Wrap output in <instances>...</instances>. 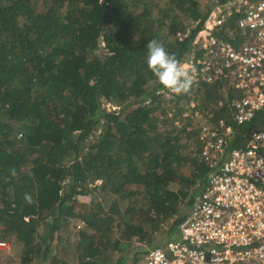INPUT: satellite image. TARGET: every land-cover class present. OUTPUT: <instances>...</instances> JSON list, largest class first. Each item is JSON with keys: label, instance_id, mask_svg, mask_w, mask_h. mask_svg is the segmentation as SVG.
Wrapping results in <instances>:
<instances>
[{"label": "trees", "instance_id": "16d2710c", "mask_svg": "<svg viewBox=\"0 0 264 264\" xmlns=\"http://www.w3.org/2000/svg\"><path fill=\"white\" fill-rule=\"evenodd\" d=\"M213 5L0 0V240L22 250L0 264H125L115 250L179 226L215 170L192 101L232 123L230 148L262 119L231 118L228 77L176 95L147 67L153 38L183 61Z\"/></svg>", "mask_w": 264, "mask_h": 264}, {"label": "built area", "instance_id": "2783aa9c", "mask_svg": "<svg viewBox=\"0 0 264 264\" xmlns=\"http://www.w3.org/2000/svg\"><path fill=\"white\" fill-rule=\"evenodd\" d=\"M213 1L182 62L195 69V89L229 78L239 93L227 104L234 121L251 122L260 111L262 119L230 148L232 123L192 101L198 156L215 170L178 232L137 264H264V0ZM9 246L0 240V248Z\"/></svg>", "mask_w": 264, "mask_h": 264}, {"label": "clouds", "instance_id": "9594fccd", "mask_svg": "<svg viewBox=\"0 0 264 264\" xmlns=\"http://www.w3.org/2000/svg\"><path fill=\"white\" fill-rule=\"evenodd\" d=\"M146 47L147 67L158 81L176 95L189 94L195 83V69L185 65L157 39H151Z\"/></svg>", "mask_w": 264, "mask_h": 264}, {"label": "rangeland", "instance_id": "374dc122", "mask_svg": "<svg viewBox=\"0 0 264 264\" xmlns=\"http://www.w3.org/2000/svg\"><path fill=\"white\" fill-rule=\"evenodd\" d=\"M202 1L205 3V0H202ZM157 25L158 26H162L164 24L161 23V25H160V22L157 20ZM160 91H163V90L161 89ZM167 93L168 94H171V92L169 90H167ZM105 105L107 107H109L110 109H117L118 108L117 105H113V103L107 102V101L105 102ZM187 111H189V110H187ZM190 113H191V111H190ZM170 186L172 188H177L179 186L178 177L174 178L170 182ZM88 198H89L88 200H90L91 199V196L88 197ZM92 198H94L93 201L96 200L94 196ZM72 224H74V222H72ZM163 227L165 229H169V225L168 224H163ZM177 228L178 227H176V229ZM165 229H163V230H160V229L156 230V233L154 234V237H153V240H152L153 242L151 244H156V243H160V242L162 243V241H164L166 238L172 237L173 236L172 234L176 231V229H174L173 231L170 232V231H166ZM63 230L64 229L61 228L59 232L56 231L55 236H57L60 233L59 235H63L64 237H66L67 234L64 233ZM73 237H74V235H73ZM6 240L10 242V246L9 247H6V248H1V249H3V251L1 252V256L5 257V258H12V257H14L16 259L19 258L21 256V252H22L21 246H19V244L18 245L14 244L9 239H6ZM139 243L140 242H138V241H134L133 243H131L130 245H128L127 248L125 250H123V251L115 250L114 251V257H115V259L117 260L120 257H122V258L126 257V259L124 260V263L125 264H131L130 263L131 260L135 256L140 255L141 254V250L144 247H147V246L150 247V246H152L150 243H145V244L144 243H142V244L140 243L139 244Z\"/></svg>", "mask_w": 264, "mask_h": 264}, {"label": "water", "instance_id": "95a60500", "mask_svg": "<svg viewBox=\"0 0 264 264\" xmlns=\"http://www.w3.org/2000/svg\"><path fill=\"white\" fill-rule=\"evenodd\" d=\"M185 211H186V209L184 210V214H185Z\"/></svg>", "mask_w": 264, "mask_h": 264}]
</instances>
